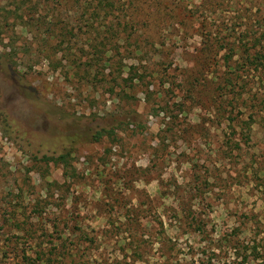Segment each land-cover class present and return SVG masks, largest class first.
Segmentation results:
<instances>
[{
  "label": "rangeland",
  "instance_id": "1",
  "mask_svg": "<svg viewBox=\"0 0 264 264\" xmlns=\"http://www.w3.org/2000/svg\"><path fill=\"white\" fill-rule=\"evenodd\" d=\"M0 264H264V0H0Z\"/></svg>",
  "mask_w": 264,
  "mask_h": 264
},
{
  "label": "trees",
  "instance_id": "2",
  "mask_svg": "<svg viewBox=\"0 0 264 264\" xmlns=\"http://www.w3.org/2000/svg\"><path fill=\"white\" fill-rule=\"evenodd\" d=\"M252 56H250L251 57L250 60H251L252 64L255 63L256 60L260 59V55H258V54H256L253 57ZM262 64H263V62H262ZM113 133H115V128L114 129L103 128L101 130H98L95 134H93V136L96 137L97 139H100L101 137H103L106 134H113ZM71 152L70 151L62 152L59 155L44 154L41 159L45 160L47 163L54 160L55 162H61L64 166L69 167L71 164V161L69 159V157L71 156Z\"/></svg>",
  "mask_w": 264,
  "mask_h": 264
}]
</instances>
